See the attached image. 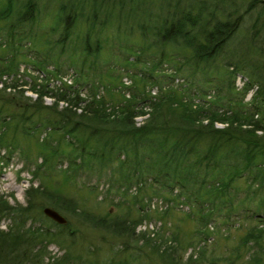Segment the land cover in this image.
<instances>
[{
	"label": "trees",
	"instance_id": "obj_1",
	"mask_svg": "<svg viewBox=\"0 0 264 264\" xmlns=\"http://www.w3.org/2000/svg\"><path fill=\"white\" fill-rule=\"evenodd\" d=\"M16 1L21 0H7L6 8H13L17 24L31 18L30 10H39L32 0H24L16 10ZM134 1L96 0L95 7L84 14L72 2L68 6L61 2L58 10L64 21L58 29H51L57 38L52 37L49 43V50L56 56L53 53V59L31 64L43 74L41 78L30 76L28 90L36 98L26 103L21 101L22 94L0 97V148L7 152L6 158L16 154L27 165H34L29 170L40 180H47L56 163L64 161L65 182L81 176L94 178L97 184L119 194L123 187L155 184L192 207L190 216L199 223L197 232L210 235L207 226L213 225L222 212L245 209L252 196L264 191V0H194L183 5L167 0L163 20L157 21L158 12L148 13V19L127 32L130 36L136 30L140 42H129L130 37H119L121 28L113 27L107 14L131 16L139 10L137 4L133 8ZM253 15L238 50H230L242 22ZM16 23L10 25V32ZM71 29L82 32V36L73 38ZM66 46L77 53L67 59L71 73L62 75L63 53L58 52ZM107 52L113 55L99 69L97 57ZM35 53L32 59H38ZM124 63L142 67L137 74L125 71L129 83L122 82L116 97L112 89L116 84L106 86L98 74L109 77V72ZM163 63L173 70L166 71V67L158 69L161 75H152ZM48 64L53 67L47 69ZM147 65L146 76L143 68ZM184 67L202 74L216 73L221 79L206 91L188 82L191 73ZM180 73L183 84L176 77ZM237 73L246 77L240 88L234 82ZM16 74L14 57H6L4 62L0 59L1 91L27 84H19ZM5 75L12 76L11 83L5 82ZM51 80L58 83L50 85ZM43 97L52 99V103L43 105ZM138 117L142 118L140 123H136ZM23 140L34 142V159L30 160L31 152L22 145ZM239 180L248 185L239 198L242 206L235 203L241 191ZM38 189L39 185L29 193L43 194ZM46 193L58 207L71 205L78 210L71 199ZM27 200L22 205L0 199V220H8L5 229L0 228V264H127L131 254L121 257L124 252L109 250L111 253L101 258L100 246L84 239L80 242L83 245H78L80 237L69 230V223L53 222L39 212V205L35 212V200ZM259 203L264 207V195ZM258 212L254 209L251 214L257 224L240 240V247L248 252L245 264H264V216L261 219ZM84 217L92 225H104L117 235L133 238L137 220L129 221L128 226L125 219L118 224L107 221L110 218ZM52 243L64 250L59 257L49 255L47 247Z\"/></svg>",
	"mask_w": 264,
	"mask_h": 264
},
{
	"label": "rangeland",
	"instance_id": "obj_2",
	"mask_svg": "<svg viewBox=\"0 0 264 264\" xmlns=\"http://www.w3.org/2000/svg\"><path fill=\"white\" fill-rule=\"evenodd\" d=\"M6 1L0 0V59L4 62L6 57H14V63L17 68L15 77L18 79L19 84H22L23 81H26L27 84L16 88H7L5 92L0 90V97H11L10 95L12 93H16L18 96L22 94V96L20 95L21 101L31 103L36 98V95L28 90V84L31 83L30 76L40 75V78L43 76L37 70V67L31 64L36 65L37 61L42 59H53V53L56 56V52L49 50V43L52 42L53 37L51 29H58L60 21H64V15L59 14V5H61V2H64L68 6V2H72L84 14L95 7L94 2L96 0H32L37 2L39 10L37 13V10L34 9L28 12L31 18L27 22L30 24L26 21L17 24L16 20L18 18L14 15L13 8L7 10ZM193 1L178 0V3L183 5L189 2L192 3ZM232 1L240 3L241 0ZM23 3L24 0L16 1L17 6L15 9L20 10V6ZM166 3L167 0H135L132 6L135 8L137 4L136 7L139 8L135 14L131 16H128V14L120 16L115 12H111L107 16H109V23H112L113 27L116 25L121 28V31L118 33L120 34L119 37L123 34L130 37L127 38L130 39L129 42H140L136 30L133 31L134 33L132 35L128 36V29L134 27L138 22L148 19V13L158 12L159 17L157 21L161 22L166 11ZM75 5L73 6L75 7ZM125 10H127V7ZM106 12L108 13V11ZM102 14H105V12ZM102 14L99 17L102 18ZM253 17L254 15L249 16V18L246 17L242 22L240 30L229 45L230 50H235L238 47V42L244 39L245 29L249 27ZM12 23H16V25L13 26V30L10 32L9 28ZM75 26L83 28L82 24H75ZM71 31L73 32V38L79 39L82 36V32L77 34L76 32L78 31L72 29ZM53 38L56 39L57 35ZM114 39H117V34H114ZM133 48L137 49L138 47L134 46ZM112 50L118 54L116 48H112ZM113 51L111 52L113 53ZM35 52L39 54V56L37 55L38 59H32L34 58L33 55L36 54ZM60 53H63L60 55V59L63 60V64L60 66V70L63 72L62 75L71 73L72 69L67 66V59L74 58L77 52L73 51L69 46H66L63 48V52H58V55ZM112 55L107 52L97 57L98 65L100 66L99 69L102 68L103 64ZM120 57V59H123L121 55ZM154 58L155 61L158 60L157 56H154ZM46 66L47 69L53 67L51 64ZM121 67H125V69ZM141 67L142 65L137 63L119 64V69L109 72V77H106L105 73H102V75L98 74V76L101 77L100 81L103 84L106 83L108 87H112L113 83L116 84L112 89L116 97H118L120 91L118 87L122 86V82L125 84L129 83V80L124 78L125 71L129 74L132 72L137 74L141 71ZM148 67L149 65L143 68L146 76L149 73L147 72L149 71ZM166 67V71L168 69L173 70L170 65L163 63L157 68L156 72H152V75H161L162 72L158 69ZM184 68L190 71L188 73H191V76L189 75V79H187L188 82L195 83L199 88H203L206 91H209V87L212 84H218L217 79H221V76L216 73L202 74L197 71H192L189 67ZM171 71L167 73H172ZM183 72L187 74V71L184 70ZM11 77L5 75V82L8 84L11 83ZM176 77L179 81L182 80V84L185 83L181 73L180 75H176ZM94 78L96 80L98 79L97 77ZM206 79L212 82L207 83L205 82ZM63 81L69 83L70 79L64 78ZM245 81L246 77L241 73H237L234 78L237 88H240ZM57 83L54 80L50 81V85ZM1 84L0 80V89L2 87ZM255 88L248 92L245 97L246 100L250 98L251 92ZM148 89H150L149 85L146 86V90ZM26 97H29L31 100H27ZM51 103L52 99L48 97L42 98L43 105H49ZM61 105V103H58V106ZM141 120V117L136 118V123H140ZM215 126L221 127L220 124H216ZM22 145L29 148L31 152V154H28L30 160L32 157L34 159L36 154L34 142L32 140H23ZM6 157L7 152L0 148L1 201L4 200L9 204L20 203L25 205L28 201L27 199L30 201L35 200V212L39 205V212L42 215H44L42 209L45 207L56 210L66 219V223H69V230L78 233L80 237L78 245H83L80 243L83 241L82 239L84 241H92L95 245L100 246L101 255L99 254V256L101 258L104 257V259L107 257L105 256L107 252L111 253L109 250H116L115 252L117 253L124 252L121 254V257H124V254L126 256L131 254L127 257V264H245L244 261H248V252L245 248L240 247V240L247 229L257 224V221L252 219L251 216L254 213V209L259 211L258 215H260L261 219L264 216V207L258 206L260 204V197L264 195V191L261 194L256 191L257 194L254 197L252 196L253 200L246 202L245 209L238 207L239 209L237 208L235 211L222 212L220 217H217L212 222L213 225L209 223L211 226L208 225L207 229L212 232L210 235H206L204 231L202 233L197 232L199 223L194 220L193 216H190L192 207H188L179 200L172 198V196L162 191L155 184H142L140 188L130 186L126 189V187H123L121 188V192L123 193L120 192L119 194L116 193V190H107L105 185L97 184L94 178L87 179L81 176L71 183L65 182L63 170L66 167V163L64 161L56 163L55 171L50 173L47 180H40L33 177L29 170L33 169L34 165H27L23 158H20L16 154H13L10 158ZM237 184L241 191L238 192V199H236L235 203L242 206L240 203V199L244 195L242 189H245L248 185L243 180H239ZM38 185L39 189L37 192H43V194H35L33 191L34 193L30 192L33 193V196H30L29 191L35 189ZM250 189L254 190L255 186H251ZM56 191L58 192L57 194ZM44 192H47L46 194H54L71 199L78 210H73L71 205L58 207V204L53 202ZM167 206L168 208H166ZM166 209L168 210L166 211ZM84 214L99 218H110L107 221H116L118 224H121L123 219H125L128 226H131L129 221L132 223V221L137 220L134 223L133 238H127L125 234L117 235L116 232L112 231V228H106L104 225H92L84 217ZM45 222L50 224L48 221ZM7 223L8 220L2 218L0 220V228L5 229ZM121 241H124V244H121ZM136 241L139 242L136 243ZM150 243L152 245H149ZM47 251L50 256L54 257H59L64 252L63 249H59L53 243L47 247ZM238 254L239 257H237Z\"/></svg>",
	"mask_w": 264,
	"mask_h": 264
},
{
	"label": "water",
	"instance_id": "obj_3",
	"mask_svg": "<svg viewBox=\"0 0 264 264\" xmlns=\"http://www.w3.org/2000/svg\"><path fill=\"white\" fill-rule=\"evenodd\" d=\"M42 212L45 216L53 220L54 222L58 224H65L66 219L60 215L56 210L50 208V207H45L42 209Z\"/></svg>",
	"mask_w": 264,
	"mask_h": 264
}]
</instances>
